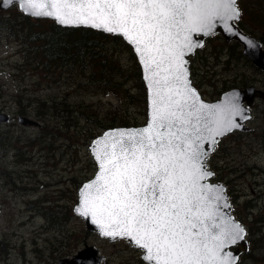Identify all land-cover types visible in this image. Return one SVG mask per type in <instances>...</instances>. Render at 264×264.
Listing matches in <instances>:
<instances>
[{"label":"snow or ice","instance_id":"snow-or-ice-1","mask_svg":"<svg viewBox=\"0 0 264 264\" xmlns=\"http://www.w3.org/2000/svg\"><path fill=\"white\" fill-rule=\"evenodd\" d=\"M33 17L122 36L133 47L148 89L141 128L109 130L90 146L98 171L79 190L75 212L102 237L124 239L147 264H237L228 251L247 232L223 209L224 188L207 158L225 136L250 119L239 93L205 103L190 80L186 59L200 36L218 27L247 47L238 0H3ZM205 145L209 148L206 150Z\"/></svg>","mask_w":264,"mask_h":264},{"label":"rangeland","instance_id":"rangeland-1","mask_svg":"<svg viewBox=\"0 0 264 264\" xmlns=\"http://www.w3.org/2000/svg\"><path fill=\"white\" fill-rule=\"evenodd\" d=\"M21 42L0 29V110L10 117L0 123L8 143L0 151V264H56L86 244L103 256L101 264H147L140 249L124 239L109 241L88 231L73 212L79 187L96 171L89 144L109 128L99 123L110 124L119 116L140 125L146 121L136 83L128 84L135 96L129 104L112 93L81 91L72 84L78 80V69L43 70L24 57ZM212 43L220 47L221 41L214 36ZM209 51L204 54L208 67L201 68L207 61L195 58L192 68V81L203 99H218L240 77L249 79L248 85L262 86L264 72L256 73L242 59L223 67L219 62L225 53L216 62ZM118 56L130 66L129 54ZM251 113L247 130L224 136L207 159L214 172L210 180L225 185L232 214L249 231L246 239L252 250L237 264H264V100L254 102ZM18 116H28L38 125H22Z\"/></svg>","mask_w":264,"mask_h":264},{"label":"trees","instance_id":"trees-1","mask_svg":"<svg viewBox=\"0 0 264 264\" xmlns=\"http://www.w3.org/2000/svg\"><path fill=\"white\" fill-rule=\"evenodd\" d=\"M238 6L242 13V18L238 22L239 28L259 39L264 47L263 0H238ZM0 26V29L8 36H14L23 41L21 45H23L24 57L27 60L35 61L43 70H49L52 67L78 69V74H76L78 80L72 84L80 86L81 91H92L96 94L112 93L126 104H129L135 98L131 93L132 88L128 85L132 80L136 83L135 87L138 89L136 92L137 100H141L146 108L145 89L139 65L132 49L120 36L105 34L86 27H62L50 19H33L25 16L17 7L14 11L0 13ZM214 36H218V39H220L221 48L212 43ZM203 45L194 54L188 56L191 80L195 75L193 71L195 58H199L202 62L207 61L208 55L204 56L207 49H210L209 56L215 58L216 62H219L223 53H225V60L219 62V65H223V67L224 63L227 65L233 59L237 61L242 59L252 65L243 55L241 45L237 41L225 42L219 33L207 37ZM110 46H117L118 50L112 49ZM119 52L129 54L130 66H124L120 62ZM208 63V61L205 64L202 63L201 68L202 66L208 67ZM253 68L256 73H261L256 67L253 66ZM65 71L72 72L68 69ZM208 80L210 79L208 78ZM247 80L240 77V82L234 87L247 86L250 83ZM132 119L124 116H119V119L113 117L110 124L100 122L99 125L101 128L116 125H140L138 121H132ZM221 139H219V142ZM7 144L6 135L0 132V151H4L2 147ZM246 231L249 235L248 229ZM247 242L248 250L242 255H248L252 250V244L249 240Z\"/></svg>","mask_w":264,"mask_h":264},{"label":"water","instance_id":"water-1","mask_svg":"<svg viewBox=\"0 0 264 264\" xmlns=\"http://www.w3.org/2000/svg\"><path fill=\"white\" fill-rule=\"evenodd\" d=\"M10 6H5L3 4V0H0V9H7L9 8ZM18 7V6H17ZM19 9V8H18ZM25 15V14H24ZM25 16H28L30 18H33V19H50L52 20L54 23H56L57 25L59 26H62V27H71V26H65V25H61L59 24L57 21H55L54 19L52 18H48V17H33V16H29V15H25ZM80 27H84V26H80ZM236 27L238 28L239 32L244 34L245 36H247L248 38H250L251 40H253L258 46L256 50H255V53L253 54V50L249 49L247 47V45L245 44L244 41H242L241 39H239L237 36H234V35H230L228 33H226L222 28L218 27L217 30H216V33H219L222 38L224 39L225 42H231V41H237L240 45H241V49H242V53L243 55L253 64L254 67L258 68L260 71H263L264 72V47L261 43V41L259 39H257L255 36L243 31L242 29L239 28V26L237 25V22H236ZM75 28V27H73ZM86 28H91V27H86ZM91 29H94V28H91ZM94 30H97V31H100V32H103L105 34H109V35H114V34H111V33H107V32H104L102 30H98V29H94ZM115 36V35H114ZM117 36H120V35H117ZM129 46L130 48L132 49V52L134 53L135 57H136V60H137V63L139 65V68H140V71H141V79L143 81V84H144V89H145V98H146V121L144 124L142 125H136V126H113V127H109L107 129H105L101 134H99L98 136H96L89 144V150H90V146L92 145V143L94 142L95 139H97L98 137H101L104 135L105 132L109 131V130H115V129H133V128H141L143 127L147 121H148V115H149V97H148V89L146 87V82L144 80V73H143V69H142V66L141 64L139 63V60L137 58V55L135 54V52L133 51V47L132 45H130L122 36H120ZM208 37V36H207ZM206 37L204 36H200L198 37V39L202 40L203 41V44H204V40H205ZM197 50V49H196ZM195 50V51H196ZM190 56V55H189ZM186 59L188 60V56L186 57ZM189 68V67H188ZM190 73V71H189ZM190 80H191V76L189 77ZM192 82V80H191ZM193 85V83H192ZM193 87L197 90V92L199 93L200 95V98L205 102V103H209V104H215V103H222L224 101V99L233 94V93H239L240 94V97H241V104L243 106H246L247 109H248V112L246 113V115L252 116V113H251V106L253 105V103L255 102L256 99H262L264 100V88L263 89H259L257 87H255L254 85H248V86H245L243 88H240V87H232L230 89H227L225 91H223L219 98L216 99V100H213V101H208V100H205L203 99V97L201 96L199 90L193 85ZM10 117L3 111L0 110V123L1 122H7L9 121ZM17 120L22 124V125H33V126H37L38 125V122L36 120H33L31 118H29L28 116H18L17 117ZM249 119H245V120H240L239 118H237V122L240 123L242 126L240 128H237V129H234L233 131L227 133L226 135L232 133V132H235V131H246L247 130V126H246V122H248ZM225 135V136H226ZM224 137V136H223ZM223 137H220L218 138L221 139ZM216 147V145H215ZM215 147H214V150H215ZM205 148L206 150H208L209 146L208 145H205ZM90 153H91V150H90ZM213 153V151H210V155ZM92 155V153H91ZM209 155V156H210ZM208 156V157H209ZM92 158L95 162V165H96V171L93 175L92 178L86 180L85 182H83L81 184V186L90 181L91 179L94 178V176L96 175L97 171H98V167H97V162L95 161L93 155H92ZM208 168V166H207ZM209 171L213 172L212 169L208 168ZM211 179V178H210ZM208 180L207 182L208 183H211V184H216V185H221L223 186L224 188V192H225V195L227 197V200H228V194L226 192V187L224 184L222 183H219V182H213L211 180ZM81 186L79 187L78 189V194H79V190L81 188ZM78 202H79V195L77 197V203L76 205L73 207V212L78 215L76 212H75V208L78 206ZM228 203L230 204L229 200H228ZM223 211H225L226 213H228L236 222L240 223L236 218L235 216L232 214L231 212V207L230 208H227V209H223ZM80 216V215H78ZM81 217V216H80ZM84 221V224H85V227L88 231H91L93 233H96L97 235H99L100 237H102L100 234H99V229L91 224L90 220L88 219H85L84 217H81ZM241 224V223H240ZM242 225V224H241ZM243 226V225H242ZM244 227V226H243ZM245 228V227H244ZM246 230V229H245ZM105 238V237H103ZM109 241H114V240H111L109 238H107ZM228 251H231L233 252L234 256L237 257V262L239 261V258L240 256L242 255V253L246 252L248 250V242L245 238L244 241H241L240 243H238L237 245H233L231 246L229 249H227ZM143 256V253L141 254V258ZM103 261V256L101 254L98 253L97 249L93 246V245H85L84 248L78 250L74 255H72L71 257L69 258H61L56 264H101V262ZM147 263V262H146Z\"/></svg>","mask_w":264,"mask_h":264},{"label":"flooded vegetation","instance_id":"flooded-vegetation-1","mask_svg":"<svg viewBox=\"0 0 264 264\" xmlns=\"http://www.w3.org/2000/svg\"><path fill=\"white\" fill-rule=\"evenodd\" d=\"M241 18H242V16H241ZM239 21H240V20H239ZM239 21H237V25H238V22H239ZM210 36H211V35H210ZM208 37H209V36H208ZM206 38H207V37H206ZM206 38H205V39H206ZM251 64H252V63H251ZM252 65H253V64H252ZM257 69H258V68H257ZM262 72H263V71H262ZM250 85H254L255 87H257V88H259V89H263V88H264V82H263V84H262L261 87H259L258 85H255V84H250ZM247 86H248V85H247ZM242 88H243V87H242ZM257 100H258V99H256L255 102H256Z\"/></svg>","mask_w":264,"mask_h":264}]
</instances>
